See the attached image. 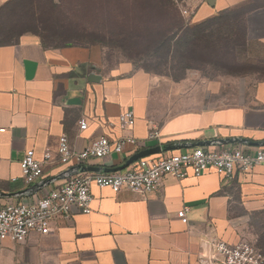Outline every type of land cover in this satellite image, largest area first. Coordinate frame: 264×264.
I'll use <instances>...</instances> for the list:
<instances>
[{
    "label": "crops",
    "instance_id": "1",
    "mask_svg": "<svg viewBox=\"0 0 264 264\" xmlns=\"http://www.w3.org/2000/svg\"><path fill=\"white\" fill-rule=\"evenodd\" d=\"M9 1L0 0V9ZM248 1L216 0L215 9H202L197 20ZM248 18L263 27L264 8ZM127 110L134 111L136 122L123 132L118 118ZM82 119L88 123L84 131ZM155 129L161 138L148 139ZM63 134L76 152L101 136L137 139L124 153L92 161L102 173L132 165L133 157L159 146L184 145L163 152L183 153L215 139L264 142V81L199 82L188 76L175 82L131 68H106L97 47H47L31 36L0 44V193L14 195L61 175L66 167L54 161L26 188L21 161L27 150L39 160L47 151L57 153ZM222 147H244L252 154L264 148L235 140ZM63 182L57 179L31 195L0 196V208ZM92 194L91 214L59 218L47 235L0 243V264H200V256L212 253V240H238L252 215L264 211V165L231 181L209 169L201 177L168 176L149 194L98 187ZM185 208L188 224L178 217ZM237 221L243 223L235 229Z\"/></svg>",
    "mask_w": 264,
    "mask_h": 264
},
{
    "label": "rangeland",
    "instance_id": "2",
    "mask_svg": "<svg viewBox=\"0 0 264 264\" xmlns=\"http://www.w3.org/2000/svg\"><path fill=\"white\" fill-rule=\"evenodd\" d=\"M261 8L264 0H250L222 11L230 12L226 21L203 36L196 26L222 13L199 22L202 9H215L207 0H11L0 9V44L31 36L47 47H97L109 69L255 84L264 80V26L248 17ZM245 235L264 254V211L252 215Z\"/></svg>",
    "mask_w": 264,
    "mask_h": 264
},
{
    "label": "built area",
    "instance_id": "3",
    "mask_svg": "<svg viewBox=\"0 0 264 264\" xmlns=\"http://www.w3.org/2000/svg\"><path fill=\"white\" fill-rule=\"evenodd\" d=\"M121 131L131 130L136 122L133 110L120 114ZM80 130L88 128L85 119L79 121ZM159 130H152L148 139L159 140ZM137 139L130 135L111 140L106 136L91 141L82 152H76L69 143L66 134L60 137L57 153L47 151L42 160L37 159L33 150H27L21 161V178L29 188L44 175V167L54 161L66 167L62 172L64 182L58 188L47 192H38L18 202H10L0 208V243L12 241L21 243L32 234L47 235L51 225L59 218L68 219L75 215L92 213V188H108L114 193L132 192L149 194L156 191L163 180L172 176L183 179L192 173L201 177L209 169L231 181L238 175L253 171L264 165V148L247 153L244 147L228 149L218 145L191 149L183 153H162L156 157L139 159L128 168L112 172H82L80 166H90L92 161L103 159L113 153L126 152L127 146H136ZM72 170L70 173L67 171ZM16 180V179H14ZM188 208L178 212L184 224L189 223ZM242 221L233 223L235 229L242 226ZM212 253L199 257L200 264H264V254L256 242L246 235L235 241L212 240Z\"/></svg>",
    "mask_w": 264,
    "mask_h": 264
},
{
    "label": "water",
    "instance_id": "4",
    "mask_svg": "<svg viewBox=\"0 0 264 264\" xmlns=\"http://www.w3.org/2000/svg\"><path fill=\"white\" fill-rule=\"evenodd\" d=\"M208 4L211 6V7H215V3H216V0H207ZM236 142H242L244 144H251V145H256V146H259V147H264V142H259V143H251L250 141L246 140V139H243V140H239V139H234ZM233 139L232 140H227V141H223V140H212V141H208L207 143H198L196 145H193V147H199V146H212V145H224L226 143H232L234 141ZM185 146L184 145H174V146H165V147H156V148H153V149H150V150H147V151H143L141 153H139L138 155H136L135 157H133L132 161L133 162H136L137 160L139 159H142V158H145V157H148V156H151V155H157V154H161L163 152H167V151H171V150H177V149H182L184 148ZM130 166V165H129ZM129 166L127 167H124L120 170H117V171H122L126 168H128ZM78 170L82 171V172H85V171H90V172H101V170H99L97 167H92V166H80V167H77ZM72 170L70 171H67V172H71ZM117 171H114V172H117ZM60 178H64V175L61 174L59 175L58 177H56V179L54 180H48V181H45L43 182L42 184H38V185H35L33 188H29L27 190H24L22 192H19V193H16L14 195H9V194H4V193H0V196L2 197H16V196H25V195H31V194H34L35 192L39 191L40 189H42L45 185H49L51 184L52 182H54L55 180L57 179H60Z\"/></svg>",
    "mask_w": 264,
    "mask_h": 264
},
{
    "label": "trees",
    "instance_id": "5",
    "mask_svg": "<svg viewBox=\"0 0 264 264\" xmlns=\"http://www.w3.org/2000/svg\"><path fill=\"white\" fill-rule=\"evenodd\" d=\"M229 15H230V12H222L221 14H219L218 16H216L214 18L207 19L204 22L198 24L196 26V28L199 29L201 31V34L204 36L203 33L207 32L209 29L213 28L214 26H219L221 23L225 22L226 19L229 17ZM6 44H9V43H6ZM61 46H72V44H65V45H61ZM55 47H60V46H55ZM258 248L260 249V247H258Z\"/></svg>",
    "mask_w": 264,
    "mask_h": 264
}]
</instances>
